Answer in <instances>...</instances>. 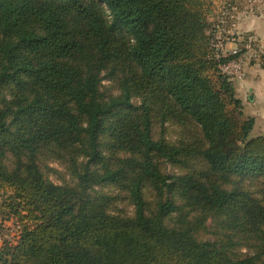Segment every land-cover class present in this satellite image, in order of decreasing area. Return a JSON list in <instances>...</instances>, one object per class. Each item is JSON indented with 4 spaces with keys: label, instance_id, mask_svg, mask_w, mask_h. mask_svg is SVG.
Masks as SVG:
<instances>
[{
    "label": "trees",
    "instance_id": "obj_1",
    "mask_svg": "<svg viewBox=\"0 0 264 264\" xmlns=\"http://www.w3.org/2000/svg\"><path fill=\"white\" fill-rule=\"evenodd\" d=\"M210 4L0 0V264H264V135Z\"/></svg>",
    "mask_w": 264,
    "mask_h": 264
},
{
    "label": "rangeland",
    "instance_id": "obj_2",
    "mask_svg": "<svg viewBox=\"0 0 264 264\" xmlns=\"http://www.w3.org/2000/svg\"><path fill=\"white\" fill-rule=\"evenodd\" d=\"M210 20L212 23L211 31L214 32V42L216 43L219 39L223 40L225 44L228 41H233L236 43V47L245 53V61L247 66L257 63L261 60V48L258 40L256 39L255 31H246L244 27H240L243 18L246 15H253L254 17L260 16L264 13V0H210ZM224 22L221 23V20ZM243 26V22H242ZM255 35V36H254ZM253 38V48L248 50L245 48V43ZM264 61V60H263ZM246 72V71H245ZM236 80H233V82ZM102 91L107 95L118 94L119 85L112 79L105 78L102 81ZM179 133V127L173 123L166 122L164 125L159 123L154 126V135L158 138L160 135H164L169 139H176ZM260 134L258 129L254 127L251 132V136H256ZM50 166L57 169L58 172H62L66 177L65 168L58 162H50ZM167 172H178V169L167 166ZM49 177L56 183H61L62 180L59 174L56 172H51ZM103 190H109V188H103ZM0 200H2V195L0 193ZM119 206L123 209L128 210L130 213L133 211V207L127 205L126 202L119 203ZM11 219H7L8 223H11ZM6 221V222H7ZM16 221V220H14ZM1 230V229H0Z\"/></svg>",
    "mask_w": 264,
    "mask_h": 264
},
{
    "label": "crops",
    "instance_id": "obj_3",
    "mask_svg": "<svg viewBox=\"0 0 264 264\" xmlns=\"http://www.w3.org/2000/svg\"><path fill=\"white\" fill-rule=\"evenodd\" d=\"M243 22V26H242ZM240 27L246 31H255L256 39L264 55V13L260 16L246 15ZM255 36V35H254ZM233 41L227 42V47H235ZM245 63V77L242 80L234 81L237 95L242 99L244 112L248 116L255 118V129L264 135V66L262 61H258L251 66ZM254 129V128H253Z\"/></svg>",
    "mask_w": 264,
    "mask_h": 264
},
{
    "label": "built area",
    "instance_id": "obj_4",
    "mask_svg": "<svg viewBox=\"0 0 264 264\" xmlns=\"http://www.w3.org/2000/svg\"><path fill=\"white\" fill-rule=\"evenodd\" d=\"M224 19L221 20V23ZM253 38L245 43V48L251 50L253 48ZM214 47L218 55H231L239 53V49L235 47H227L223 40L219 39L214 43ZM245 53H241L239 58L233 59L222 66L223 71L231 77L232 80H242L245 77ZM22 231L21 224L18 221L11 220V223L5 222V227L0 230V247L5 243L14 244L20 237Z\"/></svg>",
    "mask_w": 264,
    "mask_h": 264
}]
</instances>
